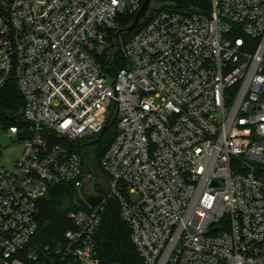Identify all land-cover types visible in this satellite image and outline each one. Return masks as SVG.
I'll return each instance as SVG.
<instances>
[{
	"label": "built area",
	"instance_id": "obj_1",
	"mask_svg": "<svg viewBox=\"0 0 264 264\" xmlns=\"http://www.w3.org/2000/svg\"><path fill=\"white\" fill-rule=\"evenodd\" d=\"M142 4L0 0V91L15 83L25 102L8 130L22 155L0 164V264H101L111 200L143 264H264V0L163 10L120 39L115 68L111 33ZM115 104L97 177L84 149ZM61 185L84 206L44 242L39 203Z\"/></svg>",
	"mask_w": 264,
	"mask_h": 264
},
{
	"label": "trees",
	"instance_id": "obj_2",
	"mask_svg": "<svg viewBox=\"0 0 264 264\" xmlns=\"http://www.w3.org/2000/svg\"><path fill=\"white\" fill-rule=\"evenodd\" d=\"M144 0H142V3ZM158 6L150 11L148 18L139 24L130 34L122 31L133 23L137 14L122 13L118 18V29L111 33L113 38V50L111 55L115 57L112 66L125 67L119 51L120 39L127 40L139 32L147 22L157 13L163 10H184L198 4H209V0H157ZM170 3L169 6H163ZM105 70H110V60L107 55L102 59ZM24 99L15 83L9 84L0 91V130L8 131L11 127L22 126V112ZM116 135V125L98 138L92 145L84 149L85 168L90 174L102 176L100 171L101 161L110 147ZM1 157V150H0ZM75 202L84 206L78 195L70 186L61 185L50 189L49 193L39 203V231L38 239L44 242L60 241L65 233L72 228L69 214L77 210ZM102 225L96 237L95 252L101 264H143L139 253L132 242L131 231L128 224L121 216L116 200L107 203L102 212Z\"/></svg>",
	"mask_w": 264,
	"mask_h": 264
},
{
	"label": "water",
	"instance_id": "obj_3",
	"mask_svg": "<svg viewBox=\"0 0 264 264\" xmlns=\"http://www.w3.org/2000/svg\"><path fill=\"white\" fill-rule=\"evenodd\" d=\"M158 6L157 0H144L141 9L137 13L133 23H131L126 29L122 31L123 34H130L139 24H141L143 21H145L149 14L150 11L153 8H156ZM118 112H117V106L115 104V110L113 114V118L111 123L105 127V129L102 132V135H104L106 132H108L110 129L113 128L116 120H117ZM102 197L101 196H95V195H89L88 196V202L92 206H96L99 202H101Z\"/></svg>",
	"mask_w": 264,
	"mask_h": 264
},
{
	"label": "rangeland",
	"instance_id": "obj_4",
	"mask_svg": "<svg viewBox=\"0 0 264 264\" xmlns=\"http://www.w3.org/2000/svg\"><path fill=\"white\" fill-rule=\"evenodd\" d=\"M171 1V0H169ZM170 3H166L163 6H169ZM0 164L12 168L15 162L22 155V147L20 144L14 142V140L9 136L8 131L0 130ZM99 190L104 191L103 186L99 185Z\"/></svg>",
	"mask_w": 264,
	"mask_h": 264
}]
</instances>
